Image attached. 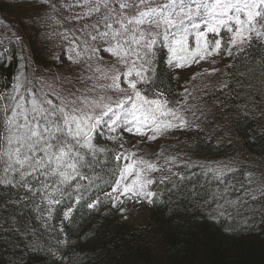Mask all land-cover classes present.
<instances>
[{
  "label": "trees",
  "instance_id": "1",
  "mask_svg": "<svg viewBox=\"0 0 264 264\" xmlns=\"http://www.w3.org/2000/svg\"><path fill=\"white\" fill-rule=\"evenodd\" d=\"M23 1L0 0V102L21 79L15 97L32 104L27 120L73 167L0 171V264H264V40L250 35L225 83L192 98L168 65L164 29L143 17L167 0ZM255 25L264 32V6ZM116 70L143 96L182 110L189 126L162 144L142 225L122 220L114 203L133 134L99 115L118 101L105 85ZM73 111L98 118L94 127L62 132ZM217 163L219 176L209 172Z\"/></svg>",
  "mask_w": 264,
  "mask_h": 264
},
{
  "label": "rangeland",
  "instance_id": "2",
  "mask_svg": "<svg viewBox=\"0 0 264 264\" xmlns=\"http://www.w3.org/2000/svg\"><path fill=\"white\" fill-rule=\"evenodd\" d=\"M23 3L30 7L36 1ZM261 6H264V0H167L160 6L146 7L143 17L164 29L161 39L167 47L168 65L175 75L178 89L184 96L194 98L225 83L227 64L250 35L264 40V32L255 25ZM222 29L228 32L224 51H221L219 37ZM0 33L5 34L1 27ZM210 34H216V37ZM109 63L112 64V59H108ZM112 78V82L107 80L105 85H112L108 89L116 94L118 101L99 115L106 124L121 125L133 134L115 185L114 203L122 220L142 225L149 211V184L159 169L160 161L166 156L161 152L162 144L183 134L189 126L184 122L187 118H184L186 115L182 110L166 107L160 98L143 96L129 81L127 71L116 70ZM21 85L22 80L15 79L10 90L5 87L9 100L6 102L2 97L0 102V167L3 168L0 171L3 175L12 173L11 170L23 174L49 167L65 173L73 167L69 162L71 155L63 150L54 156V160L51 135L42 133L35 118L32 123L27 120V112L34 111L30 109L32 104L28 103L26 107L22 95L15 97ZM114 97L108 96L105 101ZM98 100L99 97L93 99L95 105L100 104ZM9 106L11 111L8 115L5 111ZM73 115L71 120H66L67 128L62 130L72 136L85 134L87 127H94L98 119L82 111H73ZM191 162L193 165L201 163L197 158ZM221 165L209 166V172L219 176ZM248 191V195L252 194L250 189ZM158 250L157 243H152L151 251Z\"/></svg>",
  "mask_w": 264,
  "mask_h": 264
}]
</instances>
